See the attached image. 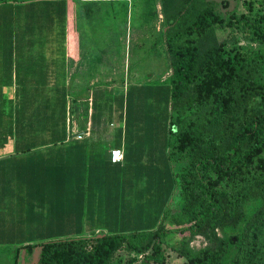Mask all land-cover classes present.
Here are the masks:
<instances>
[{"label":"trees","instance_id":"16d2710c","mask_svg":"<svg viewBox=\"0 0 264 264\" xmlns=\"http://www.w3.org/2000/svg\"><path fill=\"white\" fill-rule=\"evenodd\" d=\"M244 4L247 13L224 17L205 0H162L170 77L161 86H131L124 102L113 98L118 122L110 144L112 149L120 147L131 99L138 112L142 101L159 100L165 107L163 123L151 122L145 134L142 124L135 131L148 139L157 133L160 143L152 147L144 142L143 149L127 143L122 161L131 151L144 149L153 151L156 160L143 165L141 182V161L112 164L109 151L102 165L112 167V180L120 178L121 183L105 184L111 188L107 197L112 214L103 230L82 231L92 212L83 200L78 203L81 232L20 248L40 247L39 264H111L119 250L134 255L127 264H165L166 238L188 233L204 236L212 247L192 251L183 243L177 253L187 264H264V52L226 51L216 38V31L231 29L247 42L264 46V14L254 10L251 1ZM65 110L64 104V112L54 120L43 119V109L40 120H16L19 152L64 145L87 154L88 140H69L66 135ZM145 120L137 117L138 123ZM39 131L45 136L29 135ZM90 141L96 148L93 154L104 156L108 144L101 138ZM172 202L178 208L175 213ZM66 203L69 208L64 210H70L72 203ZM34 204L46 214L63 210L55 201Z\"/></svg>","mask_w":264,"mask_h":264},{"label":"crops","instance_id":"0c3cea01","mask_svg":"<svg viewBox=\"0 0 264 264\" xmlns=\"http://www.w3.org/2000/svg\"><path fill=\"white\" fill-rule=\"evenodd\" d=\"M109 1L0 2V242L18 241L24 242V246L46 238L65 239L81 232L78 203L83 200L92 210L88 213L90 223L83 224L84 233H100L103 222L112 214L107 197L111 188L105 189V184L115 182L119 186L121 180H112V167H103V161L112 150L110 144L116 129L104 156L93 154L96 148L90 140L97 132L81 129L79 122L86 113L80 114L75 108L82 104L90 116L94 106H103L104 110L106 103H113L114 97L116 103L122 99L124 102L126 91L131 87L121 82L118 83L120 90L112 92L113 54L117 52L112 49ZM118 77L121 79L122 75ZM64 104L66 135L69 140H88L87 154L78 146L64 145L19 152L21 146L14 140L15 121L40 120L41 109L47 110L43 119L54 120L64 112ZM48 105L53 107L48 110ZM45 134L39 131L29 135ZM77 134L81 136L70 138ZM156 134L154 139L135 135L133 147L138 149L144 142L158 146L161 136ZM119 137L118 148L124 154L131 140L123 137L122 130ZM131 152L122 162L141 161L139 170L143 182V165L156 158L151 150ZM137 181L134 182L137 184ZM46 201L57 202L63 210L69 208L66 202L72 204L70 210L51 215L34 204ZM50 215L53 221H49ZM22 234L25 236L17 240Z\"/></svg>","mask_w":264,"mask_h":264},{"label":"rangeland","instance_id":"374dc122","mask_svg":"<svg viewBox=\"0 0 264 264\" xmlns=\"http://www.w3.org/2000/svg\"><path fill=\"white\" fill-rule=\"evenodd\" d=\"M247 1L253 3L254 10L264 14V2L262 0H205L208 5H211L217 13L224 17L230 16L232 13H247L244 4ZM109 2L112 16V49L117 52L115 53L117 55L114 56L113 54L112 92L115 93V90H120L118 83L121 82L131 86L142 84V86H161L162 82L170 77L164 46L162 0H110ZM101 10L98 9V11ZM216 38L218 44L226 51L257 52L262 50L264 52V46L247 42L243 35L236 30H218L216 31ZM119 75H122L121 79H119ZM132 102L131 99L129 106L133 109L129 108L128 119L126 123L123 120L121 125L123 137L128 141L131 140V144L134 143V136L138 134L135 130L139 124H142L140 126L142 129H139L145 134L148 131L147 127L153 126L151 122L156 121V123L162 124L165 115L164 104L159 100L142 101L141 106L138 107L141 112L136 110L135 101ZM75 108L79 110L80 114L86 113L85 117L81 116L79 122L81 129L97 132H94L93 140L98 142L101 138L106 143L112 141L118 122V113L113 103L111 105L106 103L104 110L103 106H94L90 116L87 115V108H84L82 104L78 107L75 105ZM144 116L146 120L138 123L137 117L143 118ZM153 116H155V120L152 119ZM144 151L146 152V149ZM170 210L172 213L178 210L173 202L170 205ZM218 233L220 237L223 236L219 231ZM24 236L25 234H22L16 238L20 240ZM183 243H187L192 251L212 247L210 241L201 235L171 234L166 238L165 254L167 260L165 264H187L177 253ZM22 245L23 242L18 241L0 242V264H39L41 248L36 247L28 250L20 248ZM133 257V254L129 255L125 250H119L111 264H127L128 260Z\"/></svg>","mask_w":264,"mask_h":264},{"label":"built area","instance_id":"2783aa9c","mask_svg":"<svg viewBox=\"0 0 264 264\" xmlns=\"http://www.w3.org/2000/svg\"><path fill=\"white\" fill-rule=\"evenodd\" d=\"M110 162L112 164H118L123 160V151L119 148L110 150Z\"/></svg>","mask_w":264,"mask_h":264},{"label":"water","instance_id":"95a60500","mask_svg":"<svg viewBox=\"0 0 264 264\" xmlns=\"http://www.w3.org/2000/svg\"><path fill=\"white\" fill-rule=\"evenodd\" d=\"M69 123H70V120H69ZM81 136L80 134H77V135H70V138L73 139V137H79Z\"/></svg>","mask_w":264,"mask_h":264}]
</instances>
